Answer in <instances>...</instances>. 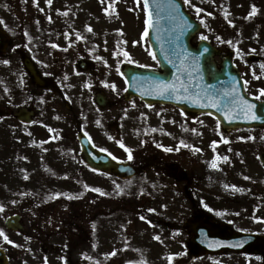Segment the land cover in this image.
<instances>
[{
    "label": "rangeland",
    "instance_id": "rangeland-1",
    "mask_svg": "<svg viewBox=\"0 0 264 264\" xmlns=\"http://www.w3.org/2000/svg\"><path fill=\"white\" fill-rule=\"evenodd\" d=\"M21 1L28 7L34 0ZM76 1L78 5L70 7L69 27L79 36L83 34L79 40L85 43L74 40V35L64 41L63 34L58 41L50 42L30 35L31 30H40V35L47 33L46 26L56 28L60 22L54 21L59 19L43 23L34 15L28 16L30 10L26 7L14 10L17 0H0L7 8L2 11L6 16L4 28L12 39L8 52L0 58V77H5V84L4 79L0 80V109L4 114L0 117V247L11 255L10 263L20 264L25 257L16 254L14 234L3 226L5 217L25 203L24 195L44 177L46 182L40 185L49 184L43 189H48L51 197H72L71 193L76 192L66 188L71 187V182L62 187L56 181L69 177L76 180L79 191L85 185L76 178L85 179L89 185H101L102 192L95 194L97 188L90 187L79 192V198L84 195L83 200L92 210L101 211L102 216L109 212L99 221L103 237L100 241L108 246L106 254L112 252L110 246H115L113 236L117 253L124 261L264 264V249L250 254L196 257L187 250L190 236L182 227L185 219L199 214L232 231L264 234V197L259 202L256 199L264 184V169L256 159L264 148V131L240 129L226 133L209 115L190 118L170 105L143 106L135 99L124 101L120 64L156 66L145 40L141 1ZM183 1L189 14L202 25L195 40H208L222 51L264 50V0ZM15 11L17 16L13 18ZM67 30L66 27L67 34L72 31ZM74 53L91 60L94 70H74ZM23 56L35 62L51 85L45 89L32 85L20 65ZM236 56L242 59L241 53ZM98 88L109 97L103 109L92 103V93ZM35 98L44 100L45 112L51 114L47 124L38 127L43 123L44 111L37 103L39 117L35 125H14L8 116L19 106L35 104ZM54 103L56 110L52 109ZM78 116L81 129L95 147L107 150L117 160L139 165L132 179L115 181L108 175L77 170L71 165L75 159L74 163L82 166L73 126L67 123ZM39 128L43 129L38 131ZM28 209L29 205L24 212ZM88 223L95 233L99 230ZM120 235L129 236L127 243ZM102 249L105 248L101 246ZM87 252L85 247L75 251L73 257H88ZM62 253L65 258L64 250ZM103 261L95 264H104Z\"/></svg>",
    "mask_w": 264,
    "mask_h": 264
},
{
    "label": "water",
    "instance_id": "water-1",
    "mask_svg": "<svg viewBox=\"0 0 264 264\" xmlns=\"http://www.w3.org/2000/svg\"><path fill=\"white\" fill-rule=\"evenodd\" d=\"M147 13V27L151 48L161 72L123 67L126 81L125 98L137 96L147 103H171L186 113L213 114L225 130L237 127H264V102L248 97L243 84L230 62L216 68L212 57L215 49L201 41L191 46L189 38L199 25L185 12L180 0H142ZM0 32V54L9 39ZM35 81H39L32 64L24 60ZM32 112L19 108L14 116L31 122ZM81 155L91 167L112 171L129 177L134 170L127 163L114 162L108 154L95 150L79 134ZM264 162V161H263ZM191 237L189 250L195 254L228 250L255 251L264 247V236L232 232L223 234L219 226L207 219L191 218L183 224ZM6 226L15 229L16 218L9 217ZM0 264H7L0 250Z\"/></svg>",
    "mask_w": 264,
    "mask_h": 264
},
{
    "label": "flooded vegetation",
    "instance_id": "flooded-vegetation-1",
    "mask_svg": "<svg viewBox=\"0 0 264 264\" xmlns=\"http://www.w3.org/2000/svg\"><path fill=\"white\" fill-rule=\"evenodd\" d=\"M72 5L73 1L70 0H41V2L34 0L28 4V7H26V2L17 0L15 7L13 8L17 11L23 10L26 7L30 10V12L27 14L28 16L34 15L35 18L41 19L43 23L46 21L49 22L50 20L53 22L54 19H59L58 21H54V23L60 22V24L66 25L67 23L70 24L72 19L70 16V7ZM39 8H41V10ZM6 9L5 3L0 2V29L4 31L6 16L2 15V11H5ZM16 11L13 18H16L17 16ZM7 18L11 21L10 13L8 14ZM57 26L58 25H56V27ZM47 28L48 26H46V29ZM227 53V51L219 52V54L215 56L216 62L219 64ZM236 54L238 55L239 53L235 51L230 54L232 63L238 67L241 76L245 79V83L247 85L246 88L252 93L258 94L259 91L264 88V51L257 54L253 53V55L260 54V56L263 57L256 60H248L249 54H242V59H240L239 56H236ZM72 56L74 58L72 64L74 69L87 72L94 70V65L91 60H84L80 54L76 55L74 53ZM50 83L51 82L47 80L46 87L51 85ZM100 90L104 92V90L100 88H98L96 91ZM95 102L96 95L95 97H92V103ZM56 103L52 104L53 110H56ZM41 104L43 108L40 110L44 111L41 120L43 123L39 124L38 127L44 126V123L47 124L51 115L45 112L44 100H41ZM57 104L60 105L59 102ZM63 104L67 109H70V105L67 103V101H64ZM46 111H49V109ZM37 113L35 114L33 125L36 124L37 118L39 117ZM76 118L68 119L67 122L72 124V131L75 137L78 132L82 130L80 125V123H82L80 120L81 117L78 116ZM82 125L85 126L84 124ZM42 129L43 128H39L38 131ZM81 163L82 166L80 167L76 164L75 169H81L85 167L90 172H97L86 166L83 162ZM36 170L40 171V169ZM42 171H44L45 176V170ZM112 178L115 181L118 180L115 177ZM43 179L40 180L39 183L34 182V188L30 189L31 192L24 195L26 200L25 203H22L20 205L21 207L17 208V210L13 212L19 216L18 224L20 225L18 230L14 231V249L16 250V254L25 257L24 261H26L27 264H95L99 263L101 260H104V264H113L119 260L120 262H125L124 259L121 258V256H118L116 252V240L113 236H111V240L114 241L115 246H110L109 249L112 252L107 254L106 252L108 251V246L102 244L100 241L103 237L101 236L99 221L106 217V215H109V212L102 216L100 215L101 211L92 210L91 206L88 205L89 203L83 200L84 195L79 198L82 190L88 191L94 186L97 188L95 194L102 192L103 190L101 189V185L97 182H94V184L91 183V185H89L85 179L76 178L78 181L82 182L80 185H85L81 191H79V189H76L78 187L76 180H73L69 177H61L59 179L56 178V181H59L62 187L70 185L71 182V187L68 186L66 188H68L70 191L74 190L73 192L76 193H71L72 197H65L64 194H56V197H51L53 194L49 193L48 189H43L49 184L44 187L40 185L46 182L43 181ZM52 185H54V183ZM21 200L23 199H20V201ZM16 201L18 202V200ZM91 202L92 201L90 200V203ZM28 205L31 207V209H28L26 212H24V208ZM98 215L101 217L95 221L93 217H97ZM88 221L99 228L96 233L94 227L89 224ZM121 239L122 241L125 240L124 242L127 243L126 241H128L129 236H122ZM101 246L105 249L101 250ZM85 247L86 249L88 247V252L86 254L88 257H73V255H76L75 251L79 252V250H83ZM63 250L66 254L65 258H63ZM102 251H104V253H102ZM24 261H20V264H26Z\"/></svg>",
    "mask_w": 264,
    "mask_h": 264
}]
</instances>
